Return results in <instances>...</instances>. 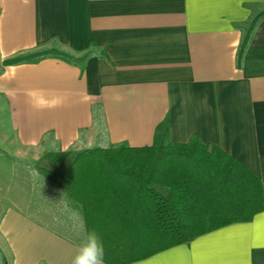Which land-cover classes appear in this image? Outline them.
Returning a JSON list of instances; mask_svg holds the SVG:
<instances>
[{"label":"crops","instance_id":"0c3cea01","mask_svg":"<svg viewBox=\"0 0 264 264\" xmlns=\"http://www.w3.org/2000/svg\"><path fill=\"white\" fill-rule=\"evenodd\" d=\"M166 121L171 143L217 146L264 190V0H0V178L38 176L50 151L152 147ZM210 193L202 208L219 209ZM33 208L0 211L4 264H71L84 219ZM262 217L133 264H264Z\"/></svg>","mask_w":264,"mask_h":264},{"label":"trees","instance_id":"16d2710c","mask_svg":"<svg viewBox=\"0 0 264 264\" xmlns=\"http://www.w3.org/2000/svg\"><path fill=\"white\" fill-rule=\"evenodd\" d=\"M174 159L185 164L186 174L165 177ZM35 169L61 194L66 192L86 232L100 236L105 264L143 261L226 226L251 222L264 211L256 174L198 137L189 144L171 143L167 121L158 126L152 147L50 151ZM118 178L132 182L134 194L121 195ZM206 186L209 193L201 191ZM211 191L223 198L219 209L200 204ZM0 260L5 263L1 250Z\"/></svg>","mask_w":264,"mask_h":264},{"label":"rangeland","instance_id":"374dc122","mask_svg":"<svg viewBox=\"0 0 264 264\" xmlns=\"http://www.w3.org/2000/svg\"><path fill=\"white\" fill-rule=\"evenodd\" d=\"M5 149L6 148L2 150ZM23 163L27 162L22 161V163L17 165H24ZM2 165L1 163L0 166ZM20 171L21 170H18V172H16L15 178H0V211L9 206H15L26 213H32L33 207L37 206L39 208H44L42 211L44 215L48 216L47 218L53 216L54 220H56L57 217L63 219L62 205L58 203L60 200L59 197L52 194V199H50L45 195V193H51L50 190L47 191L45 189L46 186L57 190L56 186L46 181L41 175L35 176L30 174L31 178L25 179L21 177ZM28 182L34 183L35 190L33 187L31 189L27 188ZM27 206H30V208L27 209Z\"/></svg>","mask_w":264,"mask_h":264},{"label":"clouds","instance_id":"9594fccd","mask_svg":"<svg viewBox=\"0 0 264 264\" xmlns=\"http://www.w3.org/2000/svg\"><path fill=\"white\" fill-rule=\"evenodd\" d=\"M107 147V145H104ZM63 206L62 212L71 219L73 216L79 217L80 225L78 232H84L83 217L70 207L72 201L67 197L66 192L61 194L58 202ZM58 222L59 218L57 217ZM104 245L100 236L95 231L85 232L75 255L72 258L71 264H105L104 261Z\"/></svg>","mask_w":264,"mask_h":264},{"label":"snow or ice","instance_id":"6c2138e0","mask_svg":"<svg viewBox=\"0 0 264 264\" xmlns=\"http://www.w3.org/2000/svg\"><path fill=\"white\" fill-rule=\"evenodd\" d=\"M261 236L264 238V217L261 218ZM189 264H199V262H189ZM239 264H246V262H239Z\"/></svg>","mask_w":264,"mask_h":264}]
</instances>
